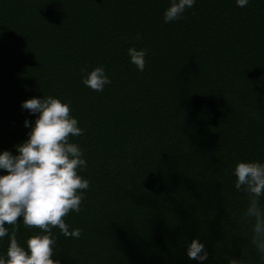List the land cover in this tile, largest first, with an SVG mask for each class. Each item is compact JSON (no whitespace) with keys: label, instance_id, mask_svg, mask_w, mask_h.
<instances>
[{"label":"trees","instance_id":"1","mask_svg":"<svg viewBox=\"0 0 264 264\" xmlns=\"http://www.w3.org/2000/svg\"><path fill=\"white\" fill-rule=\"evenodd\" d=\"M170 0H0V153L18 154L36 114L31 98L71 101L85 129L91 182L79 214L59 229L60 264H264L240 217L248 196L235 188L240 161L264 162V0H196L165 23ZM139 34V38H137ZM147 49L146 67L128 49ZM103 67V92L82 83ZM0 171V175H4ZM264 205V198L261 200ZM11 232V229H9ZM37 229L22 218L19 243ZM9 238L0 240L6 256Z\"/></svg>","mask_w":264,"mask_h":264},{"label":"clouds","instance_id":"2","mask_svg":"<svg viewBox=\"0 0 264 264\" xmlns=\"http://www.w3.org/2000/svg\"><path fill=\"white\" fill-rule=\"evenodd\" d=\"M196 0H170L165 10L164 22L180 20ZM238 7H246L249 0H236ZM139 38V34H137ZM131 63L138 70L146 67L147 49H128ZM84 74L82 83L95 92H103L111 80L103 67H96ZM22 108L36 114L30 127L28 139L17 144V153L5 150L0 153V240L9 238L6 256H0V264H60L55 259L58 237L53 229L66 238L79 239L83 230L72 228L65 218L72 212L82 210L86 191L91 182L79 173L87 168L83 149L71 142L73 137H82L85 129L72 116L71 101L67 103L53 96L31 98L22 103ZM235 188L248 196V206L240 217L242 223L252 225L251 245L261 260H264V162L240 161L233 169ZM21 218L24 228L37 229L26 241L27 249L18 239ZM11 229V232L9 231ZM189 259L203 262L208 253L205 245L194 239L187 248ZM229 264H244L243 259L231 258Z\"/></svg>","mask_w":264,"mask_h":264}]
</instances>
